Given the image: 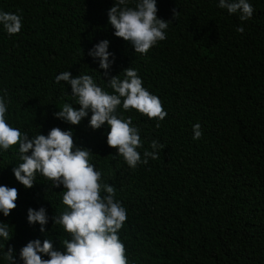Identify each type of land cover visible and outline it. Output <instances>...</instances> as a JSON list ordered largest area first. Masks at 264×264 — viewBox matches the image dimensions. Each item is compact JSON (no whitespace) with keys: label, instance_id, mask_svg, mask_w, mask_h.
I'll return each instance as SVG.
<instances>
[{"label":"trees","instance_id":"trees-1","mask_svg":"<svg viewBox=\"0 0 264 264\" xmlns=\"http://www.w3.org/2000/svg\"><path fill=\"white\" fill-rule=\"evenodd\" d=\"M248 2L253 16L241 21L219 0H157L158 17L172 22L166 39L140 54L108 23L114 0H0V12L22 18L18 34L0 25L6 121L29 137L71 129L74 142L92 151L101 183L114 187L126 209L118 236L128 264H264V0ZM241 26L243 34L236 31ZM105 39L112 53L108 76L88 55ZM128 67L167 112L161 121L118 107L139 129L142 159L145 150L154 151L153 140L164 146L155 150L158 159L135 168L108 146L107 124L88 126L91 112L78 126L53 115L65 103L79 108L71 85L56 83L61 72L90 75L111 94L108 79H123ZM197 123L203 135L194 140ZM20 162L19 145L0 149V185L18 190L17 207L7 217L0 212L11 236L0 237V264H9L3 257L9 247L15 264H23L20 249L29 241L49 239L63 250L61 241L70 239L52 220L66 210L63 186L53 188L37 174L25 188L12 171ZM40 207L49 218L43 233L27 221L28 209Z\"/></svg>","mask_w":264,"mask_h":264},{"label":"clouds","instance_id":"clouds-1","mask_svg":"<svg viewBox=\"0 0 264 264\" xmlns=\"http://www.w3.org/2000/svg\"><path fill=\"white\" fill-rule=\"evenodd\" d=\"M218 7L226 9L229 14L239 13L241 21L249 20L254 13L248 0H219ZM157 0H137L134 7L128 6V0H114L108 10V23L114 28V35L122 38L134 48L135 53L146 54L159 41L166 39V30L171 20L158 17ZM173 19L179 12L173 9ZM0 25L9 35L18 34L22 28V18L18 14L0 12ZM236 31L243 34L244 28ZM109 41L102 40L88 53L94 60L99 59V67L108 70L112 61L108 51ZM120 75L108 79L109 92L102 89L90 75L72 76L64 71L55 77L71 85V95L79 108L65 103L53 113L54 117L73 126H78L88 117L89 127L100 129L107 124V144L117 149L131 168L138 163H148V158L158 159L155 150L164 146L158 141L151 142L154 151L145 150L143 159L139 148L143 142L139 129L132 126L131 118L124 119L117 114L122 105L124 110L135 109L150 119L164 120L167 112L161 100L143 87V82L136 69L128 67ZM8 102L0 96V149L8 150L19 145L18 167L12 169L15 179L25 188H32L36 175L40 174L51 182V187L63 186L60 195L66 210L52 217L53 224L60 225L70 235V239L61 241L63 250H56L49 239L41 244L39 239L29 241L20 249L23 264H128L125 246L118 232L127 219L126 209L115 200V189L109 184L101 183V172L90 163L92 151L74 142L73 131L59 127L50 129L47 135L41 132L29 137L6 121ZM159 127V124H157ZM193 139L199 140L203 133L199 123L193 125ZM30 153V154H29ZM102 193H104L102 195ZM18 190L0 185V212L5 217L17 207ZM46 209H28L27 221L30 225L39 223L40 231H46L48 223ZM0 237L5 241L11 238L9 224L0 221ZM49 259H43L42 255ZM9 264H15L13 250L3 252Z\"/></svg>","mask_w":264,"mask_h":264}]
</instances>
